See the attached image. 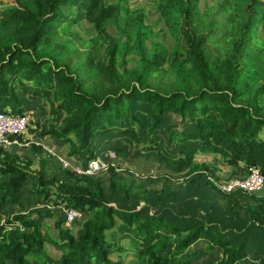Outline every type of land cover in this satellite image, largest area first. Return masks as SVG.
I'll return each mask as SVG.
<instances>
[{
	"label": "trees",
	"instance_id": "obj_1",
	"mask_svg": "<svg viewBox=\"0 0 264 264\" xmlns=\"http://www.w3.org/2000/svg\"><path fill=\"white\" fill-rule=\"evenodd\" d=\"M122 1L0 0V107L6 106L0 111L25 114L22 97L44 102L49 114L61 119L48 127L40 125L35 140L48 134L69 144L68 157L89 158V163L98 134L119 132L139 141L137 128L143 120L138 114L145 113L154 121L152 130L166 126L169 133L165 153L161 152L165 166H176L185 178L195 174L209 182L226 204L215 209L235 224L226 231L207 223L200 213L173 219L112 206L109 194L120 192L141 201L153 190L119 181L115 165L109 166L105 179L77 177L67 169L82 183L58 184L55 176L29 172L31 156L23 161L27 155L21 157L14 148L18 145L11 144L0 146V264H125L116 254L125 249L118 240L122 232L135 249L134 264H193L201 250L190 248L201 240L208 251L222 253L216 264H238L250 260L254 252H264L253 245L262 241L261 235H251L253 222L264 220V193L224 192L211 180L223 179L218 169L195 161L200 152L217 154L228 165L246 173L256 166L264 175V41L257 33L264 24V0H215L202 13L196 6L200 0H158L160 16L175 39L169 52L159 43L147 48L146 14L126 10ZM80 21L90 24L96 37L72 34L96 57L74 67L71 58L61 59L64 44L53 45V37L59 26L65 29ZM111 23L118 26L120 37L109 32ZM249 48H255L260 64L247 71L258 78L242 83L241 60ZM132 54L136 64L129 67ZM165 63L175 77L168 90L149 82ZM84 67L91 73V86L81 75ZM23 134L10 138L22 141ZM71 134L76 139H70ZM35 143L32 151L42 153L43 144ZM21 198L45 209L7 214L5 208ZM50 203L60 209L48 208ZM63 207L82 214L74 220L83 221L77 234L65 226ZM32 213L37 216L31 217ZM59 214L55 223L59 238L54 244L62 254L54 258L45 248L47 241H54L43 223ZM237 222L242 227L237 228ZM258 228L264 229V223Z\"/></svg>",
	"mask_w": 264,
	"mask_h": 264
},
{
	"label": "rangeland",
	"instance_id": "obj_2",
	"mask_svg": "<svg viewBox=\"0 0 264 264\" xmlns=\"http://www.w3.org/2000/svg\"><path fill=\"white\" fill-rule=\"evenodd\" d=\"M215 2V0H200L196 3V6L198 11L202 13L207 7L213 6ZM122 5L130 12H144L146 14L145 24L148 26L146 46L149 50L152 49L155 43H159L160 49L163 51L169 52V50L172 49L175 39L170 35L164 19L160 16L158 0H123ZM108 29L112 35L117 38L120 37L121 33L118 31V26L116 24H109ZM72 33L85 39L95 38L96 34L92 26L85 21L71 24L69 28L62 29L61 26L57 28V33L53 37V45L56 43L64 44L65 52L61 56V59L71 58V63L75 67L85 64L90 57L95 58L96 55L85 42L80 41ZM257 33L261 36L262 41H264V24L259 27ZM254 49L249 48V54L244 56L241 60V64L244 66V76L241 77L242 83L246 81H251V83H253L254 80L258 78L253 72L250 73L247 71L248 67H252L254 63L257 62L260 64L259 55ZM133 58V54L129 56V67H133L136 64ZM163 66L162 69L154 70V73L149 76V82L160 89L168 90L171 88L175 77L167 70V63ZM86 68L87 67H84L83 71H81V75L86 80L87 85L91 86V73ZM21 99L24 103V113L27 114L30 119V128L29 130L21 129V131H23L22 133H24L22 135V141H19L20 145L17 147L14 146V148L18 149L21 157L27 155L23 161H26V159H28L27 157L31 156L32 164L28 171L33 174H43L47 178L55 176L58 184L61 182L66 183L67 186L78 184L80 180L74 176L70 177L69 173H66L65 170L71 169L78 175L77 177H80L82 174H85L84 172L88 168L89 158L72 157L73 160L70 157L71 166H65L59 158L47 161V157L52 155V152L50 153L47 151L48 147L45 145L46 139L50 137L48 134L43 136L44 140L41 142L43 144V152H33L32 150L35 148L33 146H35V142H37V140H35L37 132L38 134L41 132L38 127L44 124L46 127L51 123L58 124L61 118L50 115L49 108L42 101H30L25 97ZM3 109H6V106L0 107V110ZM36 110L38 113H35ZM138 115H140L143 120V126L137 128V137L139 141H134L130 135L122 136L119 132H114L113 134H98L96 139L92 141L94 145L93 149H95L93 150L94 158L92 159L99 160L105 165V168L101 169L94 176L98 175L103 179H105V177L107 178L109 166L115 165L119 167L117 170L119 173V181L128 183V185L131 186L144 184L149 189H152L153 192L148 193L147 198L141 201L137 199H128L120 192L109 194L108 201L110 205L129 211L144 209V213L163 215L173 219L176 216L191 219L193 216H196V213H200V216L205 218L207 223L213 224L226 231L232 229V225L235 224L233 223L234 221L222 217L221 210L215 209V206L217 208H224L226 205L224 198L216 188L204 179H198L195 174L185 178L183 177V173L176 171V166L175 168H169L170 170L165 166L166 164L163 160V156H161V152L165 153V142L169 139L166 126H158L155 128L156 130H152L154 125L153 119L142 112ZM13 120V118H8L6 123H0V145H9L5 144L7 143L6 137L8 134L16 131L14 124L12 126L9 125L13 123ZM262 134L263 133H261V135ZM69 138L76 139L73 134H71ZM65 145L69 147V144L65 143ZM167 146L174 150L173 144L169 141ZM205 156L206 155H201V157L206 159ZM61 158L66 157L61 156ZM214 158L215 156L213 154L210 160ZM220 160L223 161L221 156ZM78 161L82 162V165L79 167L77 165ZM150 162L154 165L163 164L168 171L157 169L151 166ZM218 171L224 178L225 176L222 174L221 170L218 169ZM2 178L3 177L0 175V181L3 180ZM80 183L82 182L80 181ZM260 193H264V187ZM245 209L246 207H244V210ZM245 214L248 215L247 213H243L242 215ZM60 216L61 214L57 217ZM75 222L77 224H75ZM82 222L83 221H73L71 226H65L71 228L72 232L77 234L81 228L80 223ZM238 222L237 228H239V226L242 227V223L238 224ZM44 223L45 225L43 227L48 230V232L52 233L51 235L57 240L59 238L58 228L54 227L52 223ZM259 223H264V220L254 221L251 229V235H261L260 238L262 241L258 240L253 242L254 248L258 251L264 249V229L258 228ZM247 230L250 232L248 228ZM238 233L239 232L236 234ZM126 236V232L120 234L121 238L118 240L121 241L120 244L124 246L125 249L116 254L123 257L125 264H134L133 261L136 260L137 256L135 254V249L131 246L132 244L129 241L130 238L123 239ZM55 247L56 246H52V244L49 243L47 252L51 256H58L61 254L59 249ZM207 249V245L203 240L191 246L190 251L201 250L200 254L194 255L192 258L193 264H216L220 261L222 258V253L220 251H208ZM263 257L264 252L256 255L254 252L250 255V260L246 259L238 264H264Z\"/></svg>",
	"mask_w": 264,
	"mask_h": 264
},
{
	"label": "built area",
	"instance_id": "obj_3",
	"mask_svg": "<svg viewBox=\"0 0 264 264\" xmlns=\"http://www.w3.org/2000/svg\"><path fill=\"white\" fill-rule=\"evenodd\" d=\"M28 117L29 116L27 114L14 115L6 111H0V123H6L8 118H13V123H10L9 125L12 126L14 124V127H16V131L8 134L6 137L7 143L5 144L9 145L0 146H10L11 144L20 145L19 140H11L10 137L12 135L21 134L23 132L21 131V129L26 130L28 128L30 122V119ZM37 143L39 142L37 141ZM59 159L65 166H71V163L68 159L61 157H59ZM103 168H105V165L101 161L95 159L89 163L88 168L84 173L95 175ZM221 177L222 176H220V178ZM211 180L224 192H231L233 190L239 189L244 192L255 193L260 192L264 187V175L256 166L250 167L247 173L241 176H232L230 178H223L219 180L211 178ZM63 211L65 212L67 217L65 222L67 226H71V223L74 220H79L82 217V214L74 209L63 207ZM8 228H13V226H10Z\"/></svg>",
	"mask_w": 264,
	"mask_h": 264
},
{
	"label": "crops",
	"instance_id": "obj_4",
	"mask_svg": "<svg viewBox=\"0 0 264 264\" xmlns=\"http://www.w3.org/2000/svg\"><path fill=\"white\" fill-rule=\"evenodd\" d=\"M43 138L40 139V142H43ZM46 143L45 145L48 147L47 148V151L48 152H52V155H50V157H47L48 160L47 161H50L51 159H54V158H59L61 156H65L69 161H70V157H68V151H69V148L65 145V144H61L60 143V140L59 139H55L54 137H48L46 139ZM46 149V148H45ZM201 155H206V159H204L203 157H201ZM213 154H209V153H198L196 154L195 156V161L196 163L198 164H201V163H207L213 167H216L218 169L221 170L222 174H224L225 178L227 176H241V175H244L245 172L242 168H239L237 166H232V165H228L227 163H225L224 161H221L220 160V156L217 155V154H214L215 158L213 160H210V157L212 156ZM73 159V158H72ZM74 160V159H73ZM223 160V159H222ZM77 165L78 167L80 165H82V162L81 161H78L77 162ZM25 198H28L27 196H25ZM48 208H59L60 209V206H53L52 203H50L48 206ZM34 208H42V209H45V206L43 204H40V205H36V204H29L27 203V201H25L24 199H20L19 202L15 203V204H12V205H8L5 210H6V213L13 216L15 215L16 213H28L30 214L31 213V209H34ZM63 209V208H62ZM32 216L31 217H36L37 214L36 213H32L31 214ZM58 219L57 216H53V217H50V218H45V221L44 222H49V223H52L54 224V227H56V220ZM45 225V223H43V226ZM66 225V224H65ZM44 228V227H43ZM45 229V228H44ZM45 231L49 234V236H51L53 238V241L54 242H46L45 243V248L47 250L48 246H49V243L52 244V246H55V237H53L50 233L48 232V230L45 229ZM56 248V247H55ZM60 251V250H59ZM61 254H62V251H60ZM58 255V256H54V258H58L61 256Z\"/></svg>",
	"mask_w": 264,
	"mask_h": 264
},
{
	"label": "water",
	"instance_id": "obj_5",
	"mask_svg": "<svg viewBox=\"0 0 264 264\" xmlns=\"http://www.w3.org/2000/svg\"><path fill=\"white\" fill-rule=\"evenodd\" d=\"M150 165H151V166H154V167L157 168V169L168 171V169H167L163 164H160V165H154V164H152V163L150 162Z\"/></svg>",
	"mask_w": 264,
	"mask_h": 264
}]
</instances>
